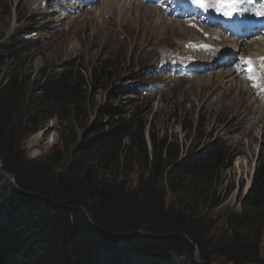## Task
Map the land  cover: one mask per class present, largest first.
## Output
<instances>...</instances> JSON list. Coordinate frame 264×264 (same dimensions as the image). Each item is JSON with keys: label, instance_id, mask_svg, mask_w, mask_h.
Segmentation results:
<instances>
[{"label": "trees", "instance_id": "obj_1", "mask_svg": "<svg viewBox=\"0 0 264 264\" xmlns=\"http://www.w3.org/2000/svg\"><path fill=\"white\" fill-rule=\"evenodd\" d=\"M21 45L14 38L0 52ZM69 81L51 77L34 91L17 72L0 80V264H264V164L226 236L211 238L232 164L222 140L181 154L133 120L105 132L98 119L80 126L68 165L60 149L30 160L23 142L59 116L55 106L71 105ZM71 106L79 119L81 105Z\"/></svg>", "mask_w": 264, "mask_h": 264}, {"label": "rangeland", "instance_id": "obj_2", "mask_svg": "<svg viewBox=\"0 0 264 264\" xmlns=\"http://www.w3.org/2000/svg\"><path fill=\"white\" fill-rule=\"evenodd\" d=\"M70 2L73 7H67L69 0H0V48L14 38L22 44L0 52L4 59L0 60V80L17 72L29 90L39 91L46 79L68 74L73 97L70 99L72 103L78 101L83 113L75 119L71 102L65 108L55 106L59 116L23 142L25 154L30 160H40L60 149L65 152L68 165L71 153L82 140L80 126L93 128L98 119L100 130L105 132L133 120L135 129L144 128L147 140L152 135L157 140H167L179 147L181 154L222 140L232 159L220 184L227 198L209 214L215 224L211 238L222 239L228 232L227 217L241 210L254 172L264 164V104L256 100L241 76L237 82L243 90L242 100L235 98L236 91H225L229 83L217 89L212 78L207 80L218 69H230L231 65L195 71L192 78L197 76L208 82L201 83L190 78L192 64L174 68L175 58H163L170 50L183 52L192 35L168 34V40H163L158 29L154 44H148L150 34L124 30L118 25L107 35L104 24L110 12L120 9L119 5L106 0ZM81 2L87 3L83 6ZM128 14L136 19L137 15ZM182 22L191 27L189 20ZM195 34L201 39L200 32ZM195 39L198 38H192ZM262 49L263 53L252 52L263 55L264 46ZM176 55L179 59L180 55ZM193 61L198 68V61ZM123 88L129 94L123 93ZM128 174V170L121 173L122 177ZM262 251L264 254V235ZM215 261L214 264H228L223 258Z\"/></svg>", "mask_w": 264, "mask_h": 264}, {"label": "bare ground", "instance_id": "obj_3", "mask_svg": "<svg viewBox=\"0 0 264 264\" xmlns=\"http://www.w3.org/2000/svg\"><path fill=\"white\" fill-rule=\"evenodd\" d=\"M123 1L124 3H122L121 0H106V3H114L120 7L119 10H115L113 7L114 10L110 12L108 22L104 24L107 35L108 31L112 30L113 27L117 25L124 30L136 29V31H143L144 33L150 34L151 38L148 44H154V38L156 34L159 33H156L155 30L158 31V29L162 31L163 40H168V34L176 35L183 32L187 35H192L186 42L187 47H185L183 52L179 53L170 50L164 53L163 58L166 61L169 57L175 58L173 61L175 62L174 68L185 66L186 63L192 64V69L188 66L192 72L190 78L193 77L195 71L203 68H225L231 65L232 67L230 69H218L217 72L211 74L208 79L206 77V79L210 80L212 78V83L216 84L217 89L229 83L230 85L227 86L225 91L227 93L236 91L237 95H235V98L242 100L243 90L237 82V80L241 81V76L247 87L253 92L256 100L264 101V65L261 63V58H264V54H255L252 52L253 50H257L259 53H263L264 33L261 31L264 27V16H258L257 12L264 10V0H242L236 13L231 17L220 15L215 10L214 0H210L214 8L210 7L207 12L191 3V0ZM71 2L69 0L67 7H73ZM86 3L81 2V5L84 6ZM171 6H173L172 9H170ZM76 8L78 11L81 10L79 9L80 6H76ZM181 8L184 9L182 16L191 18V20H189L191 27L186 26L181 20H175L179 18L175 17L177 14H175L174 11ZM128 12L137 15L136 19L133 18L134 21L130 16L131 14H128ZM141 18L145 21L143 22ZM216 19H219L222 24ZM240 28L244 29V32H247L248 36H255L258 33H260L261 36L251 39V41H254L253 43H246L245 40H240L238 38ZM197 31L202 35L201 39L199 36H195ZM109 36L111 37L113 35ZM234 36H237V39H233ZM192 38L198 39L192 40ZM199 45H208L209 47L205 49ZM135 46H137V43H135ZM190 47L193 48L190 49ZM247 53H250V56ZM176 54L180 55L179 59L176 58ZM238 55L241 57L236 59ZM249 58L253 62L251 67L254 68L253 73H251L254 78L251 80L249 79L250 73L247 71L248 66L243 63L244 60ZM193 60L198 61V68L194 66L195 63H192L194 62ZM171 65L172 64H170V66ZM196 77L197 76L194 78ZM194 78L192 79L194 80ZM196 80L201 81V83H208L204 82L205 79L202 78H196L194 81ZM233 81H236V83H233ZM256 94H258V96ZM261 101L260 103L264 104Z\"/></svg>", "mask_w": 264, "mask_h": 264}, {"label": "snow or ice", "instance_id": "obj_4", "mask_svg": "<svg viewBox=\"0 0 264 264\" xmlns=\"http://www.w3.org/2000/svg\"><path fill=\"white\" fill-rule=\"evenodd\" d=\"M242 0H214V5H215V10L223 16L226 17H231L234 15L241 4ZM191 3L196 5L198 8L204 10L205 12L208 11L210 7H212V3H210V0H191ZM258 16H264V10H261L257 12ZM194 27V25H193ZM201 47H204L207 49L209 46L208 45H202ZM244 65L248 66L247 71L250 73L249 79H253L254 77L251 75L253 73L254 68L251 67L252 65V60L246 59L243 61ZM261 63L264 65V58H261Z\"/></svg>", "mask_w": 264, "mask_h": 264}, {"label": "water", "instance_id": "obj_5", "mask_svg": "<svg viewBox=\"0 0 264 264\" xmlns=\"http://www.w3.org/2000/svg\"><path fill=\"white\" fill-rule=\"evenodd\" d=\"M5 177L8 179V181H9L10 183L15 184V180H14V178H12V177H10V176H8V175H6ZM250 185H251V184H250ZM249 188H250V186L248 187V189H247V191H246V194H247ZM246 194H245V195H246ZM245 195H244V196H245Z\"/></svg>", "mask_w": 264, "mask_h": 264}]
</instances>
